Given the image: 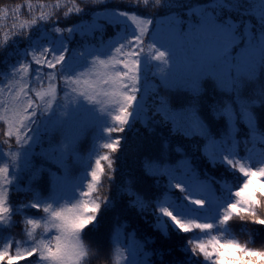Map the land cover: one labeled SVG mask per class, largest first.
<instances>
[{
	"label": "snow or ice",
	"instance_id": "6c2138e0",
	"mask_svg": "<svg viewBox=\"0 0 264 264\" xmlns=\"http://www.w3.org/2000/svg\"><path fill=\"white\" fill-rule=\"evenodd\" d=\"M175 6V0H25L0 8V232L7 231L0 264H92L104 250L89 233L120 198L145 223L151 216L163 240L173 233L185 240L175 249L181 258L171 247H155V236L134 239L125 256L119 234L132 226L122 221L109 237L116 264H264V245L240 242L232 227L235 220L264 226V0H207L154 26L161 17L151 9ZM72 15L81 19L61 27V16ZM77 36L100 44L74 48ZM206 81L231 99L203 104ZM157 127L195 141L211 168L236 175L202 177L183 142L163 138L157 155L141 161V174L117 184L124 134ZM89 130L94 138L82 156L77 145ZM56 131L65 133L60 144L51 143ZM172 152L181 159L171 162ZM160 187L165 191L156 195ZM16 195L25 199L16 203ZM17 223L23 239L12 234Z\"/></svg>",
	"mask_w": 264,
	"mask_h": 264
},
{
	"label": "trees",
	"instance_id": "16d2710c",
	"mask_svg": "<svg viewBox=\"0 0 264 264\" xmlns=\"http://www.w3.org/2000/svg\"><path fill=\"white\" fill-rule=\"evenodd\" d=\"M35 2V0H33ZM46 3H55V0H45ZM81 0H77V3H80ZM207 0H175L176 6L171 9H163V8H153L151 9V12L153 15H158L161 17V20L158 22H154V26L158 23V25L163 28L165 26V17L171 13H176L179 16L183 17L186 7H192L194 5L198 4H204ZM25 3V0H0V8L4 6L14 7L17 4L23 5ZM83 6V4L81 5ZM121 7H124V5H120ZM101 7H113V5H105ZM91 8L88 9L90 11ZM23 11V9H22ZM61 13L63 12V9L60 10ZM135 11L140 12L142 16L148 15V12L143 11L141 9H136ZM24 18H28L27 13H24ZM84 19H89L90 16L86 15L83 17ZM233 18L236 20H240L243 24L244 19L251 20L252 23H255V20L251 17H240L235 14H233ZM81 19L80 16L72 15L70 20H64L61 16L60 19V25L61 27H64L65 25H69L72 23H75ZM10 24L11 21H8ZM97 36L100 34L97 33ZM112 35V30L108 29V32L105 33L103 39L107 40L109 36ZM0 38H2V33H0ZM87 44H94L99 46L100 41L95 38H88L85 37L84 39H81L79 36L76 37V39L72 42V47H80ZM20 47H23V44L20 45ZM0 59H3L2 56H0ZM2 67V65H0ZM153 82L158 84L159 81L156 78H152ZM207 86V93L202 99V103L207 105L211 100H217V101H223L231 99L228 95L222 92H217L211 82L206 81L205 82ZM252 85H249L247 89H245V95L248 94L250 91ZM160 92L162 95H170L174 96V93H166L164 89H160ZM2 122H0V127H2ZM139 128V125H137ZM261 127H264V121H262ZM241 128V135L245 134L244 125H240ZM127 137V142L123 147V154L121 155L120 160H118V171H117V184H122L124 180L128 176H139L141 174V161L145 157H152L157 155V149L158 145L161 139L168 138L172 140L173 144L177 142H183L184 147L186 149V153L188 156L192 158V163L197 168L201 170L200 175L203 177L205 172L208 174L217 177L218 179H226V180H232L233 177L236 175L235 173H229L227 172L223 167L220 165H217L215 169L211 168L205 158L201 156L200 151L195 149L193 145L195 144V141H182V138H173L169 134V128L168 127H157L156 131L154 133H148L145 129L140 128V131L132 132V133H125L124 134ZM65 133L63 131H56L51 134V143L52 144H60L64 140ZM94 138V132L89 130L84 135L80 137L79 143L77 145L78 151L80 155L87 156L89 152V148L92 144ZM44 147H48V139H45ZM242 147V146H241ZM5 152H7V145L4 146ZM39 151V149H37ZM243 151H241V155H243ZM181 156L176 153L172 152L170 154V160L171 162L175 163L176 161L180 160ZM37 163H40L39 159L36 160ZM68 165L72 168L73 174H78L79 172V165L75 162L74 158H69L67 161ZM52 168L53 171H59L57 167L52 164L48 165ZM181 170L178 169L177 174L179 175ZM166 183V178L161 177V185ZM217 190L219 191V185L216 186ZM156 195H160L164 193L165 189L164 187H160L159 189L155 190ZM113 195H115V190L113 191ZM174 197H180V193L178 191L173 192L171 194ZM25 197L23 195H16L12 197V200L16 203H19L21 200H24ZM124 199L120 198L117 200L116 206L112 208L108 212H103L101 215L100 223L98 229L92 231L89 233V237L93 242H99L101 247L103 248V253L93 258L92 264H116L115 258L112 255V247L109 244V237L115 236L116 232L114 229L116 226H118L122 221H129L131 223V228L122 230L119 234L120 243L117 245V247H120L123 251L125 256H127V248L125 245L132 244L133 240L135 239L137 242H143L145 238L149 236H155L157 237L155 247H171L174 250V254L177 256V258H181L182 254L175 252V249L184 243L185 237L184 236H177L175 233H173L172 238L170 240H163L159 237V234L156 232H153V229L150 227L152 223V217H148V223H145L142 219H140L139 216H136L134 212H128L124 206ZM28 214L31 216H42L43 213H38L34 209L27 210ZM16 221H21L22 217L17 215L15 217ZM232 227L234 230V233L238 240L240 242H247L252 241L254 245L257 248H260L262 245H264V226L255 225V224H243L242 222L235 220L232 222ZM135 229V233H132V229ZM245 229V230H242ZM251 233V235H250ZM12 234L15 235L18 239H23L22 235V226L20 223H17L16 226L12 229ZM7 235V231L0 232V238ZM253 243H249V247L253 246ZM148 247H153L152 245H148ZM21 264H28L27 261L21 262Z\"/></svg>",
	"mask_w": 264,
	"mask_h": 264
}]
</instances>
